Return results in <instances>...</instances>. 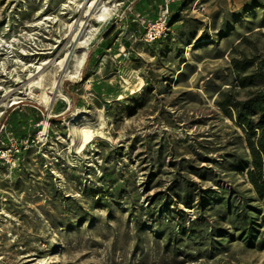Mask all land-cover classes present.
I'll list each match as a JSON object with an SVG mask.
<instances>
[{
	"label": "rangeland",
	"instance_id": "rangeland-1",
	"mask_svg": "<svg viewBox=\"0 0 264 264\" xmlns=\"http://www.w3.org/2000/svg\"><path fill=\"white\" fill-rule=\"evenodd\" d=\"M89 1L0 0V264H264L246 136L217 105L261 85L239 78L264 74V0H109L104 22ZM83 50L50 106L28 94Z\"/></svg>",
	"mask_w": 264,
	"mask_h": 264
},
{
	"label": "trees",
	"instance_id": "trees-1",
	"mask_svg": "<svg viewBox=\"0 0 264 264\" xmlns=\"http://www.w3.org/2000/svg\"><path fill=\"white\" fill-rule=\"evenodd\" d=\"M261 85L250 90L244 100L232 97V91L220 92L217 105L231 118L246 136V143L250 154V165L246 168L247 181L253 187L257 197L263 201L264 210V74L253 73L239 78L241 88L257 87L255 81ZM264 224V212L261 218ZM259 250H264V237L258 244Z\"/></svg>",
	"mask_w": 264,
	"mask_h": 264
},
{
	"label": "bare ground",
	"instance_id": "bare-ground-1",
	"mask_svg": "<svg viewBox=\"0 0 264 264\" xmlns=\"http://www.w3.org/2000/svg\"><path fill=\"white\" fill-rule=\"evenodd\" d=\"M109 2H110L109 0H107V1H105V0H90L88 2L89 5L87 8V15H90V13L93 12L94 14L97 15V18L99 21H102V22L106 21L111 14V7L108 6ZM85 25H86V21H82L80 23V28L75 33V36H74V42L76 45L75 49L76 48H83V46H86L88 44V41L90 38L85 37V33H86ZM70 27H71V25H70ZM85 55H86V53L84 50H83V53L81 56H76L74 54V52H70V53L66 54L65 57L57 63V65L59 66V74L58 75L53 74L52 76H55V77L59 76V77H57V78H59V80H57L54 77H53V79H51V82L49 83V86H48L49 92L47 91V89H45V84H44L47 73H44L43 67H37L36 68V74H38V76L36 77L37 79L29 82V84L27 86L28 91H29L28 94L31 97L38 99L46 107L50 106L52 99H53L50 96V94L57 92L60 95L59 86H60L61 76L67 77L69 79H74L77 76V74L79 73L78 72L79 69L83 66V64L85 62ZM72 58H75V60H76V72H75V74H71V71L69 68V62ZM28 68H31V65L29 67H26L25 69H28ZM30 77H33V75H30ZM35 89L40 90L39 92H41V93L39 95H34L33 91ZM66 99H68V98H66ZM42 126H43L42 133L45 134L47 132L48 124L43 123ZM75 131H76L77 137L79 139V144L77 146H78V149L81 150L82 147L85 145V143L91 138L92 132L89 131L86 127H83V128L81 127V129H77Z\"/></svg>",
	"mask_w": 264,
	"mask_h": 264
},
{
	"label": "built area",
	"instance_id": "built-area-1",
	"mask_svg": "<svg viewBox=\"0 0 264 264\" xmlns=\"http://www.w3.org/2000/svg\"><path fill=\"white\" fill-rule=\"evenodd\" d=\"M167 13L168 9L166 8L165 11L161 14V19L159 20V22H156L153 25H149V27L143 34V40L145 42H153L165 33L166 27L164 23Z\"/></svg>",
	"mask_w": 264,
	"mask_h": 264
}]
</instances>
